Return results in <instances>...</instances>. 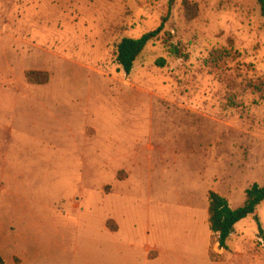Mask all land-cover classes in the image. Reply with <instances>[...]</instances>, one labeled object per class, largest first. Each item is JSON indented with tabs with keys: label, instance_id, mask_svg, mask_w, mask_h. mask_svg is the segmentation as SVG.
Wrapping results in <instances>:
<instances>
[{
	"label": "rangeland",
	"instance_id": "374dc122",
	"mask_svg": "<svg viewBox=\"0 0 264 264\" xmlns=\"http://www.w3.org/2000/svg\"><path fill=\"white\" fill-rule=\"evenodd\" d=\"M163 23L126 74L118 44ZM222 185L233 210L264 186L257 0H0L7 264H213L171 256L205 238L217 264H264V202L222 257L205 231Z\"/></svg>",
	"mask_w": 264,
	"mask_h": 264
},
{
	"label": "trees",
	"instance_id": "16d2710c",
	"mask_svg": "<svg viewBox=\"0 0 264 264\" xmlns=\"http://www.w3.org/2000/svg\"><path fill=\"white\" fill-rule=\"evenodd\" d=\"M174 0H171V4ZM261 6V13L264 17V0H257ZM164 30V23L155 31L144 34L141 38H124L117 47L116 61L126 74H130L135 62L143 53L147 45L158 39ZM175 55L181 57L179 51L175 50ZM209 229L213 235L217 236V243L221 249L228 251L227 243L234 232L235 226L256 213L257 208L264 202V186L253 185L246 190L245 205L233 210L229 200L216 192H209ZM257 219V217L255 218ZM110 229V227H108ZM260 233H262L261 229ZM112 231V230H111ZM114 232V230L112 231ZM217 258L211 256L213 262ZM0 264H7L0 252Z\"/></svg>",
	"mask_w": 264,
	"mask_h": 264
},
{
	"label": "crops",
	"instance_id": "0c3cea01",
	"mask_svg": "<svg viewBox=\"0 0 264 264\" xmlns=\"http://www.w3.org/2000/svg\"><path fill=\"white\" fill-rule=\"evenodd\" d=\"M209 192H208V194H209ZM216 193H218L219 195H221V196L225 197L227 200H229V197H228L229 196V189H228V187L226 185L219 186L218 187V190L216 191ZM208 207H209V200H208ZM251 216H254V218L257 217L256 216V213L254 215H251ZM240 223H238V224H240ZM206 229L207 230H210L207 225L205 226V231H206ZM235 235L236 234L232 233L231 239L234 238ZM180 245H183V246H191L192 245V246H199V247L201 246L202 249H203V252L202 253H203L204 260L206 259V260L210 261V263H213V264H217L218 263V262H213L211 260L210 244H208L207 238H205V241H203L202 244H179V245H177V244H171V256L175 253V252H173V250L176 249V247H180ZM215 246L217 247V246H219V244L217 243ZM228 252L229 251H226V250L221 249V248L218 251V253H219V255L221 257L224 255V253H228Z\"/></svg>",
	"mask_w": 264,
	"mask_h": 264
},
{
	"label": "built area",
	"instance_id": "2783aa9c",
	"mask_svg": "<svg viewBox=\"0 0 264 264\" xmlns=\"http://www.w3.org/2000/svg\"><path fill=\"white\" fill-rule=\"evenodd\" d=\"M258 244V248L261 250H264V239L263 238H259L257 241Z\"/></svg>",
	"mask_w": 264,
	"mask_h": 264
}]
</instances>
